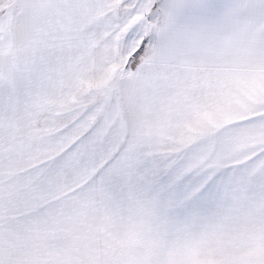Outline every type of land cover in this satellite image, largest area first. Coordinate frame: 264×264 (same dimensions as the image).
<instances>
[{
	"label": "snow or ice",
	"instance_id": "1",
	"mask_svg": "<svg viewBox=\"0 0 264 264\" xmlns=\"http://www.w3.org/2000/svg\"><path fill=\"white\" fill-rule=\"evenodd\" d=\"M0 264H264V0H0Z\"/></svg>",
	"mask_w": 264,
	"mask_h": 264
}]
</instances>
